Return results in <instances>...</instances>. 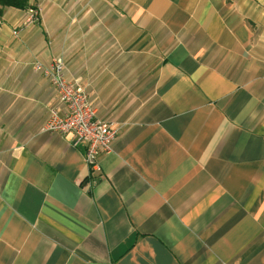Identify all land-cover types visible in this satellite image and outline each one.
<instances>
[{
  "label": "crops",
  "instance_id": "0c3cea01",
  "mask_svg": "<svg viewBox=\"0 0 264 264\" xmlns=\"http://www.w3.org/2000/svg\"><path fill=\"white\" fill-rule=\"evenodd\" d=\"M28 4L0 13V264H264V0ZM55 57L117 131L94 168L42 131Z\"/></svg>",
  "mask_w": 264,
  "mask_h": 264
},
{
  "label": "built area",
  "instance_id": "2783aa9c",
  "mask_svg": "<svg viewBox=\"0 0 264 264\" xmlns=\"http://www.w3.org/2000/svg\"><path fill=\"white\" fill-rule=\"evenodd\" d=\"M32 20L37 14L36 8L28 9ZM18 30L13 31L17 36ZM63 60L55 57L49 65L35 64L33 69L43 74L55 91L58 102L63 106L64 113L57 114L53 109L42 131L63 134H72L75 144L85 145V162L94 168L97 158L102 153H108L117 131L110 125L96 117V110L90 105L88 96L83 89L68 81L63 74Z\"/></svg>",
  "mask_w": 264,
  "mask_h": 264
},
{
  "label": "trees",
  "instance_id": "16d2710c",
  "mask_svg": "<svg viewBox=\"0 0 264 264\" xmlns=\"http://www.w3.org/2000/svg\"><path fill=\"white\" fill-rule=\"evenodd\" d=\"M3 8H13L17 10H28L35 7H31L28 4V0H0V13Z\"/></svg>",
  "mask_w": 264,
  "mask_h": 264
},
{
  "label": "rangeland",
  "instance_id": "374dc122",
  "mask_svg": "<svg viewBox=\"0 0 264 264\" xmlns=\"http://www.w3.org/2000/svg\"><path fill=\"white\" fill-rule=\"evenodd\" d=\"M35 19H37V22H39V20H40V15H39V11L38 10H37V14L34 16V18L32 20L34 21Z\"/></svg>",
  "mask_w": 264,
  "mask_h": 264
}]
</instances>
